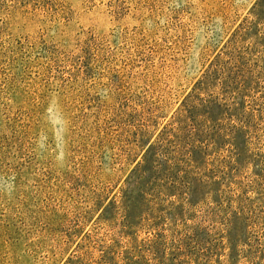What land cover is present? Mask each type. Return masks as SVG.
Masks as SVG:
<instances>
[{"label": "rangeland", "instance_id": "374dc122", "mask_svg": "<svg viewBox=\"0 0 264 264\" xmlns=\"http://www.w3.org/2000/svg\"><path fill=\"white\" fill-rule=\"evenodd\" d=\"M261 217L264 0H0V264H264Z\"/></svg>", "mask_w": 264, "mask_h": 264}, {"label": "trees", "instance_id": "16d2710c", "mask_svg": "<svg viewBox=\"0 0 264 264\" xmlns=\"http://www.w3.org/2000/svg\"><path fill=\"white\" fill-rule=\"evenodd\" d=\"M197 137V136H196ZM203 143L204 141L200 138V136L198 138H195V143ZM239 212V211H238ZM261 218H264V217H261Z\"/></svg>", "mask_w": 264, "mask_h": 264}]
</instances>
